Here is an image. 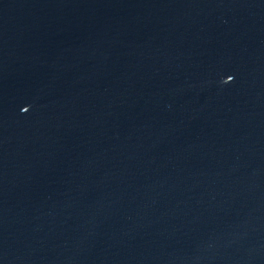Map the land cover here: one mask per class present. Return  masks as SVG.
I'll return each instance as SVG.
<instances>
[{
  "label": "water",
  "instance_id": "obj_1",
  "mask_svg": "<svg viewBox=\"0 0 264 264\" xmlns=\"http://www.w3.org/2000/svg\"><path fill=\"white\" fill-rule=\"evenodd\" d=\"M0 264H264V0H0Z\"/></svg>",
  "mask_w": 264,
  "mask_h": 264
}]
</instances>
